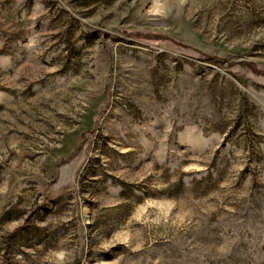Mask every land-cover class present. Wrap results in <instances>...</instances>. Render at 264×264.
Returning <instances> with one entry per match:
<instances>
[{
    "label": "rangeland",
    "instance_id": "1",
    "mask_svg": "<svg viewBox=\"0 0 264 264\" xmlns=\"http://www.w3.org/2000/svg\"><path fill=\"white\" fill-rule=\"evenodd\" d=\"M0 264H264V0H0Z\"/></svg>",
    "mask_w": 264,
    "mask_h": 264
}]
</instances>
